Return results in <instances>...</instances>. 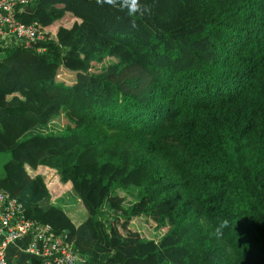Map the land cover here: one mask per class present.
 Segmentation results:
<instances>
[{"label":"trees","instance_id":"16d2710c","mask_svg":"<svg viewBox=\"0 0 264 264\" xmlns=\"http://www.w3.org/2000/svg\"><path fill=\"white\" fill-rule=\"evenodd\" d=\"M142 3L135 28L96 0L15 13L44 36L0 47V190L92 240L83 264H264V0ZM67 182L77 226L48 192Z\"/></svg>","mask_w":264,"mask_h":264},{"label":"built area","instance_id":"2783aa9c","mask_svg":"<svg viewBox=\"0 0 264 264\" xmlns=\"http://www.w3.org/2000/svg\"><path fill=\"white\" fill-rule=\"evenodd\" d=\"M32 0H0V42L19 39V46L30 49L43 32L36 22L25 24L15 13ZM19 7L17 11L15 8ZM9 195V194H8ZM0 190V264H7L5 248L15 240L26 239L22 251L27 255L24 264H83L85 257L67 241L65 233H54L48 223L26 218L23 205L15 197Z\"/></svg>","mask_w":264,"mask_h":264},{"label":"rangeland","instance_id":"374dc122","mask_svg":"<svg viewBox=\"0 0 264 264\" xmlns=\"http://www.w3.org/2000/svg\"><path fill=\"white\" fill-rule=\"evenodd\" d=\"M61 118L55 120L53 119L50 124L49 127L50 128H55L56 126H58L59 128L61 127V125L65 122L64 117L61 115ZM8 157V155L6 153H1L0 154V171H1V166L4 162V160ZM47 171V172H45ZM27 172H29L30 175L32 174H42L44 175L45 178H47V175L51 174L49 170L38 167L35 170L32 169H27ZM55 176V175H54ZM49 195L50 198L52 199V201H54L55 203H59L61 205V207L67 212V214L69 213L70 215V219L71 221L77 226L79 223H81L85 218H86V214H85V210L82 206V204L80 203V200L78 198H74L73 203L68 202V197L72 196V192H71V188H70V184L67 183H57L55 186H51L49 187ZM125 199H129L128 196L125 197ZM108 218H110V214H105L104 218H103V223L105 224L106 221H108ZM135 218V217H134ZM132 218V225H131V229L133 230V228L135 229V231H137L141 236H144L146 238H151L154 240H157L160 236V234L162 233V229L163 227H155L154 222L150 219V218H146L145 220L142 218L137 217L136 219ZM85 230H89L88 227L84 228ZM81 236H78L77 238V242L76 239L75 241H73V243H76L77 247L74 246L77 250L78 249H86L84 245L89 246L92 242V240H87L86 242H82L81 240ZM83 237V236H82ZM88 238H90V236L88 235ZM86 255V254H84ZM85 257V256H84Z\"/></svg>","mask_w":264,"mask_h":264},{"label":"clouds","instance_id":"9594fccd","mask_svg":"<svg viewBox=\"0 0 264 264\" xmlns=\"http://www.w3.org/2000/svg\"><path fill=\"white\" fill-rule=\"evenodd\" d=\"M98 5H109L118 11L124 12L130 18L132 28H135L136 18L151 14V6L142 3V0H96ZM226 223V222H225Z\"/></svg>","mask_w":264,"mask_h":264},{"label":"crops","instance_id":"0c3cea01","mask_svg":"<svg viewBox=\"0 0 264 264\" xmlns=\"http://www.w3.org/2000/svg\"><path fill=\"white\" fill-rule=\"evenodd\" d=\"M1 47V42H0ZM26 239L15 240L5 248V258L7 264H24L27 255L22 251L26 244Z\"/></svg>","mask_w":264,"mask_h":264}]
</instances>
